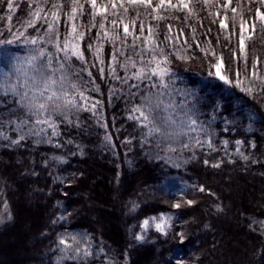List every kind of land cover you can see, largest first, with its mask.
Listing matches in <instances>:
<instances>
[{"label": "trees", "instance_id": "1", "mask_svg": "<svg viewBox=\"0 0 264 264\" xmlns=\"http://www.w3.org/2000/svg\"><path fill=\"white\" fill-rule=\"evenodd\" d=\"M223 3L224 0H211L206 5L204 0H198L190 5L192 15H188L187 9L157 10L149 15L150 9L146 11L137 6L132 10L129 6V13L120 16L123 22L137 19V35H140L141 20L145 24V36L148 25L157 28V42L171 61L168 67L172 69L173 99L177 104L183 101L186 107L195 104L198 121L212 133L216 150L212 151L207 145L196 148V158L191 159L192 150H181L173 145L177 151L166 154L164 146L157 147L151 137L147 143L143 142L146 129L128 118L133 103H139V95L130 96L126 85L107 74L112 45L104 44L100 53L103 64L95 58V32L100 22L97 17V28L89 34L91 38L80 43L84 61L72 60L74 69H86L80 71V79L89 89L87 94L94 101H100L97 114L81 111L78 117H71L73 123L58 118L60 135L52 137L51 143H36L34 138H28L19 146H10L0 140V214L5 216L4 222H0V259L4 260L1 252L7 249L12 235L26 236L22 221L28 217L30 245L23 246L16 264H57L62 247L58 245V238L81 234H87L94 254L86 260L64 259L62 264H105L106 260L112 264H264L261 228L264 223V88L258 86L249 94L242 86L224 84L215 78L212 67L220 58L227 77L235 81L239 70L240 79L244 80L247 73L239 52V30L237 28L236 34H232L230 9L237 8V17L242 15L245 20L252 21L259 5H249L247 0H239V3L232 0L225 10ZM106 6L110 8L111 2ZM85 8L88 14L81 20L88 27L91 8L87 4ZM137 10L140 12L138 18ZM116 11L123 13L121 8ZM158 14L166 18L152 19ZM28 19L27 0H13L11 11L7 0H0V40L13 41L0 43V64L5 71L14 64L15 57L34 55L39 47L52 48L44 41L36 45L26 42L27 36L42 35V32L24 27ZM112 19L117 17L109 16L105 21L109 29ZM221 19L229 24L227 30L220 27ZM61 28L63 31V24ZM118 32L123 37L120 27ZM166 35L172 39L165 40ZM250 36L251 39L245 40L248 71H251L252 59L258 57L257 69L264 75V29L260 23L256 24L255 34L251 32ZM142 40L143 37L136 43L140 45ZM89 43H93L91 50ZM127 43L131 45V36ZM125 51L131 54V49ZM123 59L118 57L120 61ZM102 67L105 69L103 78L99 71ZM113 67H117L118 75H124L116 64ZM88 71L99 86V92L91 91L93 85L89 83ZM244 82L247 87L248 81ZM140 84L141 93L150 87L147 81ZM0 101H3L0 113L6 114L3 118L15 119L7 115L16 108L14 98L0 97ZM10 129L8 125V135L15 138L16 134ZM106 135L110 140H105ZM225 140L229 142L226 148L222 143ZM236 140L243 142L240 151L250 156V160L245 161L236 154ZM205 159L209 160L208 165L204 164ZM219 161H223L219 168L211 166ZM201 185L205 189L203 192L199 191ZM90 186H93L97 202L114 197L111 207L117 209L118 215L114 217L104 208L96 211L99 220L111 218L118 221V226L104 227L86 213L85 199L89 197L86 190ZM111 189L115 193L111 194ZM239 189L253 192L258 189L261 193L257 201L246 203L242 197H238V201L234 199ZM24 192L32 198L29 204L36 207L33 218H29L24 209ZM187 200L195 203L187 205ZM174 203H181V207L173 208ZM217 205L222 210L218 211ZM159 212L170 215L166 232L160 234L148 229L142 234L144 239L138 241L136 236L140 234L142 220ZM9 214L11 219H8ZM177 232L187 237L183 243L178 239L173 243Z\"/></svg>", "mask_w": 264, "mask_h": 264}, {"label": "snow or ice", "instance_id": "2", "mask_svg": "<svg viewBox=\"0 0 264 264\" xmlns=\"http://www.w3.org/2000/svg\"><path fill=\"white\" fill-rule=\"evenodd\" d=\"M29 4V19L25 21V28H32L34 31L42 32V35L27 36L26 42L36 45L38 41H44L45 44L51 45L52 48L39 47L35 50L36 54L29 57H18L16 63L5 71L0 67V97L7 98L11 96L14 98L16 105L15 109H11L7 115L15 116V119H4L5 113H0V140L6 141L10 146H19L21 142L28 138H34L36 143H51L52 137L60 135L58 130L57 119L62 117L63 122L73 123L71 117L81 111H92L97 114L96 110L100 105V101H94L88 95L89 89L83 86L80 79V71L73 67V58L84 61V51L80 47V43L86 38H91L90 33L97 28V17H100L98 30L95 32V49L94 55L99 63L103 64L100 53L104 49L105 43H110L113 47L111 62L108 64V76L120 81L121 84L126 85L129 90V95L136 97L139 95V103H133L129 112V119L137 122L139 127L146 129L143 136V142L147 143L149 137L156 141L157 147L163 145V151L167 153H175L177 148L173 145L179 146L181 150H192L193 155L191 159H195V149L203 148L205 145L212 151H215V146L212 139V133L205 127L203 122L198 121V112L195 104L192 107H186L181 101L177 104L173 99V79L172 69L168 67L171 61L165 55L164 47L158 43V30L152 25L147 26V35L145 36V24L141 20L139 22V33L136 34L137 19L133 18L130 23H123L120 19L121 15H127L137 6H142L148 13H156L157 10L161 12H171V10L187 9L188 15H192L191 4L198 2V0H111L110 8L108 6L98 5V0H27ZM211 0H204L207 5ZM249 5L257 4L255 20L260 22L261 29H264V0H247ZM232 0H224L222 7L227 10ZM239 3V0H237ZM91 8L90 20L88 27H85L81 20L86 14L85 5ZM7 7L13 10V0H7ZM123 9L120 14L116 10ZM65 9H68L65 11ZM233 15L230 17L232 34L235 35L237 28L239 30V52L240 56L245 61L244 80L248 81V86L243 87L242 90L252 94L259 86L264 88V75H260L257 69L258 57L253 58L251 62V71L249 73L247 67V52L245 46V33L248 31V22L241 15L237 17V8L230 9ZM109 16L117 17L110 21L112 27L109 29L105 21ZM140 16V12L136 11V17ZM166 17L163 14L153 15L152 19L163 20ZM187 19V17H185ZM11 20V17H9ZM119 20V23H118ZM78 21H80L78 23ZM216 21L213 20V23ZM220 27L227 30L229 24L225 19L219 21ZM63 24V31L61 25ZM123 25V37H121L118 29ZM43 25L44 27H39ZM158 27V26H157ZM83 29V30H82ZM171 28L169 27V31ZM252 33L255 34L256 24L251 25ZM211 31V29H209ZM182 34V33H181ZM24 36L25 33H20ZM132 37V43H127V38ZM142 44L138 45L136 42L141 40ZM252 37L249 36L248 39ZM165 40H171L172 37L165 36ZM0 43H13L12 40L3 41ZM119 44V47L117 46ZM88 48L93 49V43L88 44ZM131 49V54L125 51ZM215 56V53H212ZM236 53L233 51V56ZM124 57L122 61L118 57ZM116 64L123 70L124 75L117 74ZM95 67V65H93ZM215 69V78L224 84H235L239 87L244 83L240 79V71L236 72L235 81L225 76L221 72L222 60L217 58V63L213 64ZM101 78L104 77L105 69H99ZM210 76L213 73H209ZM90 77L89 83L93 85L91 91L99 92L100 88L95 84L92 78L91 71H88ZM249 76L251 79H249ZM135 81V83H129ZM147 81L150 85L144 92H140V82ZM136 89L137 91H132ZM155 89V91H152ZM115 91V90H111ZM111 94V92H110ZM185 95L190 93L185 92ZM3 102V101H0ZM22 115H17V113ZM78 124V120L76 121ZM11 125L10 131L14 132L15 138L10 137L7 132V126ZM50 130V131H49ZM194 134V135H193ZM105 140H110L109 136H105ZM186 141V142H185ZM71 141H69L70 143ZM126 143L130 141H125ZM225 148L228 141H222ZM243 142L236 140V154L241 159L248 161L250 156L245 155L240 151V145ZM59 147V144L56 145ZM231 155V154H229ZM229 163L232 161L229 160ZM255 162V161H253ZM223 161L212 164L214 168H219ZM204 164L208 165L209 160L205 159ZM199 191H205L201 185ZM187 205H192L195 202L192 200L185 201ZM5 209L7 208V201L4 202ZM173 208H180L181 203H174ZM217 210L220 211V206L217 205ZM8 219H11L9 214ZM63 219V217H61ZM155 220V218H151ZM0 222H3L0 219ZM150 221L148 219L142 221L140 227L146 229ZM166 221L161 218L158 223H155V228L164 232V224ZM207 227V225H206ZM262 232H264V223L261 225ZM69 239L71 243H69ZM136 239L143 240L144 236L138 234ZM183 243L187 237L181 232L175 234L173 243ZM58 245L60 247L61 256L57 258V264H62L64 259L72 260H86L94 253L92 245L87 237V234L71 235L70 237L60 236L58 238ZM103 252V249L100 250ZM99 255V253H95ZM105 264H112L110 260H106Z\"/></svg>", "mask_w": 264, "mask_h": 264}, {"label": "rangeland", "instance_id": "3", "mask_svg": "<svg viewBox=\"0 0 264 264\" xmlns=\"http://www.w3.org/2000/svg\"><path fill=\"white\" fill-rule=\"evenodd\" d=\"M109 1L111 2V0H102V1L98 0V5L106 6L107 2H109ZM173 2L175 3V0H173ZM247 22H248V26L249 27H248V31L245 33L246 39L250 36V34L252 32L251 25L253 23H255V24L260 23L259 21L255 20V18L252 21L248 20ZM123 23H130V22H126L125 21ZM120 28L123 31V25L122 24L120 25ZM23 57H25V56H23ZM15 58H18V57H15ZM15 58L13 59L14 64L17 62ZM0 67L4 68V70H6V68L3 67L1 64H0ZM11 67H12V65L9 66V69ZM221 72H222V74H224L223 67H221ZM214 73H215V69H214ZM241 86L245 87L246 83L244 82ZM94 177L96 179H98L99 183L103 184V182H101V180H100V178L98 176H94ZM106 184L109 185L108 182ZM92 191H93V186L92 187L91 186L88 187V190H86V192L88 193V196H89L87 200L85 199V204H86L85 211H86V213L89 214V217L91 219H94L97 223L103 225L104 227L118 226L119 225L118 221L112 220L111 218H106L105 217V218L102 219V221L99 220L100 219L99 218V214L96 211L98 208H104V209H106L108 211V213L113 214L112 216L115 217L116 215H118L117 209L114 206L111 207V205L113 204V201H114V197H112V196L107 197V201L103 202V203L101 202V200H98V202H97L96 201L97 199L95 200V198L93 197V192ZM110 193L111 194L115 193V191L113 189H111ZM260 193L261 192L258 191V189L255 190L254 192L251 191V190L241 191L239 189L235 193V198L234 199L236 201H238V197H242V199H244L246 203L247 202L248 203L249 202L250 203H254L255 201H257V198L260 195ZM98 195L100 196L99 193H98ZM99 196H98V198H99ZM23 197L25 198V200L23 202L24 209L27 210V212L29 213V214L27 213L29 215V218H33L34 214H36L37 210H36V207H34L33 205L29 204V203H31L32 198H29V195L26 192H24ZM101 197L104 198V194H102ZM25 218L26 219H24L22 221V227H24L23 229H25L26 236L23 237L22 234H18V235L14 234V235H12L9 238L7 249L5 251L1 252V253H4L5 258H4V260L0 259V264H16L17 261H18V258L22 255V250L21 249L23 248V246L28 247L30 245V241L28 240V235H29L30 232H29L28 229L31 226V224L29 225V223H28V221H29L28 217H25ZM151 218H155V220H153ZM161 218H163L166 221V223L164 224V232H160V231H158L155 228V223H158ZM169 218H170V215H169V213H166V212H159L156 215H152V216H148L147 218H144L142 221L148 219L150 221V223H149V225H148V227L146 229H142L141 227L139 228L140 235L145 233L148 229H153L156 232H159L160 234H164L166 232L167 228H168ZM0 219H2V221L4 222V220H5L4 213L0 214Z\"/></svg>", "mask_w": 264, "mask_h": 264}]
</instances>
